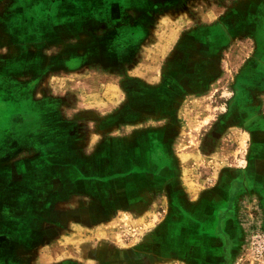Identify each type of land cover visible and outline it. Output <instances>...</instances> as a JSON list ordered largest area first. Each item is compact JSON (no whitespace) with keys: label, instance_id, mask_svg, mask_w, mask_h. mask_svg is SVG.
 I'll list each match as a JSON object with an SVG mask.
<instances>
[{"label":"crops","instance_id":"1","mask_svg":"<svg viewBox=\"0 0 264 264\" xmlns=\"http://www.w3.org/2000/svg\"><path fill=\"white\" fill-rule=\"evenodd\" d=\"M84 6L66 9L84 17ZM60 7L50 54L27 44L0 65V264L220 258L225 239H241L234 197L264 208V142L233 157L226 174L238 188L225 199L219 140L205 152L189 138L203 126L196 80L154 71L150 84L135 43L109 46L101 28L78 25L65 36ZM123 65L126 74L108 71Z\"/></svg>","mask_w":264,"mask_h":264},{"label":"rangeland","instance_id":"2","mask_svg":"<svg viewBox=\"0 0 264 264\" xmlns=\"http://www.w3.org/2000/svg\"><path fill=\"white\" fill-rule=\"evenodd\" d=\"M80 3L85 4L81 10H87L84 17L69 15L79 10L67 9ZM59 6L62 19L55 26L60 25L65 36L70 26L78 25L82 32L94 34L101 28L109 46L117 40L124 46L135 43L150 84L158 81L151 75L154 71L186 83L189 77L196 80L204 105L203 126L190 131L189 138H203L205 152L219 140L218 180L226 185L220 194L233 198L238 187L228 185L229 164L236 157L238 165L255 142H264V0H0V65L13 62L27 44L29 51L50 54L46 48L54 37L51 20ZM98 10H103L102 18L90 13ZM128 67L108 71L126 74ZM213 121L219 137L209 130ZM248 197H234L239 243L230 246L225 239L220 258L199 264H264V208Z\"/></svg>","mask_w":264,"mask_h":264}]
</instances>
